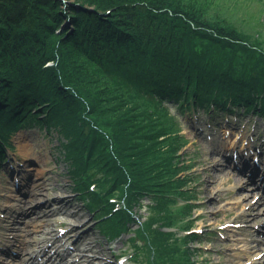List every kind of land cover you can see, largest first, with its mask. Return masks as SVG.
<instances>
[{"label":"trees","instance_id":"1","mask_svg":"<svg viewBox=\"0 0 264 264\" xmlns=\"http://www.w3.org/2000/svg\"><path fill=\"white\" fill-rule=\"evenodd\" d=\"M260 12L264 0H0V166L16 132L56 130L74 192L108 239L131 233L129 259L198 264L169 107L264 117Z\"/></svg>","mask_w":264,"mask_h":264},{"label":"rangeland","instance_id":"2","mask_svg":"<svg viewBox=\"0 0 264 264\" xmlns=\"http://www.w3.org/2000/svg\"><path fill=\"white\" fill-rule=\"evenodd\" d=\"M240 7L245 14H257L260 6L241 2ZM260 17L264 20V12ZM169 113L185 140L179 152L182 158H190L192 166L186 174L193 178L188 187L195 196L192 230L201 240L200 244L192 245L199 248L196 262L228 264V260H233L249 264L253 258L261 264L264 259L259 257L258 249L251 252L247 249L255 244L251 241L253 238L264 247V216L253 218L257 208H264V177L254 176L249 168L259 160V171L264 170V117L245 113L243 107H238L233 114L211 109L209 113L198 111L196 114L188 110L181 115L171 106ZM63 141L56 130L48 133L45 128L38 127L24 128L12 135L14 149L7 152L0 166V248L3 250L0 253L12 252L14 258L18 255V242L24 238H43L45 232L58 240L56 251L68 258V264L74 263L72 253L78 255L77 249L87 248L88 255H95L99 264H105V259L111 264H135L116 259L129 254L131 233L117 240L108 239L98 229L99 222L86 207V202L74 192L68 163L60 151ZM223 170L228 175L218 176ZM39 187L45 188L37 195V203L24 207L23 201ZM258 195L262 202L254 201ZM59 199L63 200L62 205L68 212L46 218L43 211L63 207L53 203ZM239 201L244 204L239 205ZM246 213L244 220L241 215ZM36 217L33 225L24 223ZM48 219L51 221L45 222L44 232L24 236L25 230H39V221ZM67 219L71 222L64 223ZM8 228L10 233L4 234ZM45 255L41 256V264H49ZM236 255L239 258L234 259ZM4 259L13 261L10 256Z\"/></svg>","mask_w":264,"mask_h":264},{"label":"bare ground","instance_id":"3","mask_svg":"<svg viewBox=\"0 0 264 264\" xmlns=\"http://www.w3.org/2000/svg\"><path fill=\"white\" fill-rule=\"evenodd\" d=\"M49 65H52V64H49ZM249 168L252 172H254V176H256V174H259L257 176L264 177V170L259 171L260 170L259 166L253 165V166H249ZM227 175H228V172L224 171V170L220 171L218 173V176H222V177L227 176ZM42 188H45V187H39V188L34 189V192L31 193L32 196L23 201V203H24L23 206L27 207L29 205H33V204L37 203V201L39 200L37 198V195L40 194L41 192H43ZM262 192H264V191L262 190ZM257 200L261 201V197L259 195L256 197V200H254V201L257 202ZM62 202H63V200H61V199L53 201V203H56L60 206H63ZM238 204L240 205V204H244V203L239 201ZM66 212H68V210H66L63 206V207L59 208V210H51L49 212L46 211V213L43 211L42 214H45L46 218H47V217L54 216L56 214H63ZM247 214L248 213L241 215L242 219L246 218ZM263 216H264V208H262V209L257 208L256 213H255L253 218L257 219L258 217L262 218ZM37 217L34 220H25L24 223L27 226H30L31 224L33 225V222L37 219ZM49 221H51V219H48V221H44V220L39 221L40 222V229L39 230H37V229L25 230L24 236L26 237L27 235H29L32 232H44L45 230L43 231L42 229L47 226V223H45V222H49ZM69 222H71V220L67 219L66 222H64V223H69ZM262 225H263V223H262ZM7 231H9V228L6 230V232L4 234L10 233ZM251 241L255 242V244H251V246L247 249V252H251L253 249H258L259 257L261 259H264V247L263 246L261 247L260 242L255 241L254 238L251 239ZM57 242H58V240H55V238L52 234H50V233L45 234V232H44L43 238H36L33 240L24 238L22 240V242H18L19 245L16 247L18 255L14 256V258H13L12 252H9L7 255L0 254L1 255L0 256V264H41V261H42L41 256L45 253H46V255H45L44 259H48L49 264H68L69 263L67 260L68 258L65 255H61L59 251H56L57 250L56 247L58 245ZM87 249H89V248H87ZM87 249H85V250L77 249L76 252L78 253V255H76V253H72L71 256L74 257V259H75L73 264H99L100 263V261L97 259V257L95 255L94 256L88 255ZM3 256L4 257L10 256V258H12L13 261L12 262L6 261V259H4ZM233 258L234 259L239 258V255H236ZM105 261H106L105 264H111V263H109V259H105ZM228 261H229L228 264H240V263H237V261H233V260H228ZM249 264H257V263H256L255 259L251 258L249 260ZM261 264H264V260Z\"/></svg>","mask_w":264,"mask_h":264}]
</instances>
